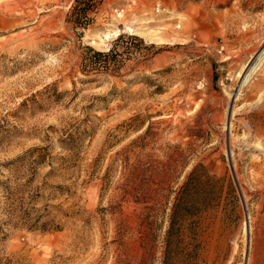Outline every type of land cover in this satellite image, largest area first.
I'll return each instance as SVG.
<instances>
[{
    "label": "rangeland",
    "instance_id": "1",
    "mask_svg": "<svg viewBox=\"0 0 264 264\" xmlns=\"http://www.w3.org/2000/svg\"><path fill=\"white\" fill-rule=\"evenodd\" d=\"M0 264H264V0H0Z\"/></svg>",
    "mask_w": 264,
    "mask_h": 264
},
{
    "label": "trees",
    "instance_id": "2",
    "mask_svg": "<svg viewBox=\"0 0 264 264\" xmlns=\"http://www.w3.org/2000/svg\"><path fill=\"white\" fill-rule=\"evenodd\" d=\"M91 51L94 52V54L102 59V58H108L111 56V54L114 52V49H112L109 53H103V52H99V51H94L93 49L90 48ZM205 170V169H204ZM203 178H207L210 179L207 171H203L202 173L196 172V169L193 170V172L189 175V178L187 180V182H185V184L181 187L179 194L176 197V204L175 206L181 207L183 205H186V203H190L192 200V193L196 192L199 190V186L202 184V179ZM202 203L201 206H208V201L203 200L201 201ZM200 206V208H201ZM178 216V214L175 212L173 214V219L171 221V225L170 228L168 230L169 236H171L174 233V229H175V218Z\"/></svg>",
    "mask_w": 264,
    "mask_h": 264
},
{
    "label": "bare ground",
    "instance_id": "3",
    "mask_svg": "<svg viewBox=\"0 0 264 264\" xmlns=\"http://www.w3.org/2000/svg\"><path fill=\"white\" fill-rule=\"evenodd\" d=\"M130 31H134V30L130 29ZM116 36H118V34H117ZM253 67H254V66H253ZM250 75H251V74L246 75V77H245V78H246V81H248L247 79L250 77ZM244 82H245V81H244Z\"/></svg>",
    "mask_w": 264,
    "mask_h": 264
}]
</instances>
